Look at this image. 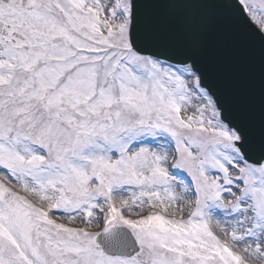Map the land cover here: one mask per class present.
Returning <instances> with one entry per match:
<instances>
[{
  "label": "snow or ice",
  "instance_id": "6c2138e0",
  "mask_svg": "<svg viewBox=\"0 0 264 264\" xmlns=\"http://www.w3.org/2000/svg\"><path fill=\"white\" fill-rule=\"evenodd\" d=\"M0 264H264V0H0Z\"/></svg>",
  "mask_w": 264,
  "mask_h": 264
}]
</instances>
